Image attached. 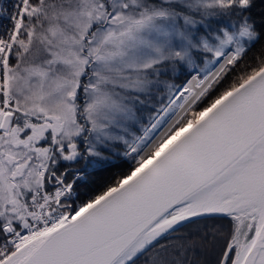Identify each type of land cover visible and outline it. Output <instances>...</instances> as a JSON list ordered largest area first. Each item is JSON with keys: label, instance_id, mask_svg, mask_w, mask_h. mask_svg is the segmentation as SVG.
I'll return each mask as SVG.
<instances>
[{"label": "snow or ice", "instance_id": "snow-or-ice-1", "mask_svg": "<svg viewBox=\"0 0 264 264\" xmlns=\"http://www.w3.org/2000/svg\"><path fill=\"white\" fill-rule=\"evenodd\" d=\"M0 264H264V0H0Z\"/></svg>", "mask_w": 264, "mask_h": 264}]
</instances>
